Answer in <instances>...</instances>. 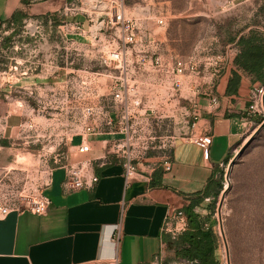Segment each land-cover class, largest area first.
Returning a JSON list of instances; mask_svg holds the SVG:
<instances>
[{"label": "crops", "instance_id": "crops-1", "mask_svg": "<svg viewBox=\"0 0 264 264\" xmlns=\"http://www.w3.org/2000/svg\"><path fill=\"white\" fill-rule=\"evenodd\" d=\"M112 2L0 0V29L6 27L16 13L19 14L18 23L42 19L48 28L50 17L46 19V16L64 17L53 29L60 33L66 53L65 57H57L56 49L60 47L49 40L50 36L45 38L41 48L48 45L56 48L51 54L57 58L56 63H48L51 57H47L48 64L41 71L18 77L16 86L21 95L17 96L19 105L15 110L0 105V176L19 167L17 158L23 154L22 147L31 137L51 138L68 133L69 140L66 161L49 173L45 192L51 204L47 213L36 215L13 210L0 218V264H106L116 256L120 264H168V253L172 252L168 239L172 235L164 231L166 216L176 209L185 210L191 195L205 190L210 178L226 163L227 157L243 141L249 126L256 120L257 116L248 112L252 92L262 85L261 82H254L250 75L239 71L242 80L238 92L226 94L232 71L236 69L234 57L220 74L214 89L204 91L200 81L189 84L192 96L194 85L199 87V94L192 98L194 111L199 112V117L194 126L175 138L168 159L171 168L165 169L166 159L157 162L155 155L151 154L146 160H136L137 172L126 183L123 160L116 154L117 143L123 135L109 128L86 135L80 128L70 135L67 127L71 122L66 118L74 93L81 97L88 86L96 87L103 98V106H113L111 98L100 93L103 88L97 89L102 87L103 78L95 81L82 68H73L69 60L74 49L88 55L89 51L99 53L105 52L109 46L118 47L119 29L112 27L114 41L109 39L107 32L110 28L106 24L107 14H110ZM124 9L128 10L125 5ZM78 23L82 25L81 29H77ZM10 25L13 27L14 22ZM184 90L178 91L181 96ZM140 102L134 104L138 113ZM57 110L63 120H57ZM147 110L155 112L149 107ZM84 135L91 149L80 153L78 145ZM206 135L212 137L208 157L196 142ZM72 166H83L88 176L96 175L99 180L83 189L67 190L64 179ZM158 170L162 173L155 175ZM154 178L156 185L152 183ZM208 201L211 198H206L196 208L202 215L208 213L200 210ZM118 225L121 239L116 245L112 238ZM217 253L219 257V251ZM172 257L179 260L177 264H194Z\"/></svg>", "mask_w": 264, "mask_h": 264}, {"label": "rangeland", "instance_id": "rangeland-1", "mask_svg": "<svg viewBox=\"0 0 264 264\" xmlns=\"http://www.w3.org/2000/svg\"><path fill=\"white\" fill-rule=\"evenodd\" d=\"M121 2L128 8L125 11L127 15L144 21L146 36L143 48L148 50L149 56L161 54L167 64L173 63L176 56L186 61L194 58L199 63V81L206 92L214 89L224 68L238 54L239 37L252 30L264 33V0ZM159 18H164V24L158 23ZM63 19L58 17L56 20L61 24L60 20ZM23 28L24 24L13 35L8 47L3 42L0 46V105H8L10 110L18 107L16 100L21 95L16 86L21 68L14 69L16 60L25 59L28 67L38 60L46 62L47 57H51L56 49L49 45L41 48V42L49 36V40L60 47L56 51L66 55L60 33L48 27L45 28L44 38L39 40L38 51L34 52L31 47L34 42L28 47L17 49L18 44L32 40L20 37ZM107 29L109 39L114 41L111 38L114 35L112 28ZM12 33L4 35L2 31L0 35L8 37ZM73 51L81 53L69 56L73 68H82L95 81L103 78V84L99 80L102 87L97 89L103 88L99 90L100 93L110 99L116 79L109 74H117L114 66L110 61L105 62L100 58L96 51H89L88 55H83L81 50ZM137 59L135 50L129 66V78L139 90L141 106L138 107L139 113L136 112L133 123L134 139L131 148L137 160H146L151 154L155 155L157 162L168 160L175 138L183 135L194 120L193 96L188 90L192 79L186 78L181 96L174 90L171 72L140 66ZM81 100L82 97L75 92L72 107L67 110L66 118L71 122L67 127L69 134L80 129ZM146 107L155 109V112L145 111ZM260 107L262 110L256 114L255 122L249 126L243 141L235 147L232 158L224 166L223 191L215 201V227L221 228L226 236L229 264H264V95ZM58 113L59 110L56 111ZM56 117L57 120L64 119L59 114ZM67 136L68 133L51 138L31 137L22 147L23 154L17 158L19 167L0 176V199L25 197L37 190H44L51 169L66 161L69 143ZM209 203L205 202L200 210L208 212ZM172 255L173 251L168 253V264H177L179 260L173 259ZM220 257L222 264H225L224 250Z\"/></svg>", "mask_w": 264, "mask_h": 264}, {"label": "built area", "instance_id": "built-area-1", "mask_svg": "<svg viewBox=\"0 0 264 264\" xmlns=\"http://www.w3.org/2000/svg\"><path fill=\"white\" fill-rule=\"evenodd\" d=\"M110 14L108 22L106 24L112 28L116 27L119 29L117 48L108 47L105 52H99V57L105 60V62L110 61V63L117 70L118 74L115 75V84L113 85L111 91V101H113V106L110 108L108 106H103V98L97 93L92 87H85L82 92V100L80 102L81 107V118L78 125L80 126L82 132L86 134L100 132L103 128H109L112 132L120 133L123 135V139L117 143L116 154L119 155L123 160V166L125 170L126 183H129L131 179L135 176L136 169V156L131 148L134 139L133 123L136 118V111L134 110V104H139L140 93L136 86L131 83L129 78V66L132 64V57L134 56V51L138 54L137 62L140 66H145L149 68H158V70L163 69L171 72L173 87L176 91H181L185 87V80L187 77L192 79V83H198V77L200 74L199 63L192 58L190 61H186L180 56L174 58L173 63L166 64L162 58L161 54H153L149 56L148 50L143 48L145 43V23L138 17H133L127 15L124 9V5L121 0H113L112 6L110 8ZM49 28L53 29L54 22L52 18L47 21ZM164 18H159L158 23L164 24ZM47 25L42 19H28L24 22L23 31L20 37L31 38V42H22L18 44L16 48L28 47L34 42L31 47L35 51H38L39 43L41 39L44 38V32ZM4 35L10 34L14 31V28L6 29L2 27ZM82 25L77 24V29H81ZM3 37L0 35V46L2 44ZM77 51V49H75ZM81 54V53H80ZM79 55V54H78ZM59 57V52L56 53ZM62 57L64 55H61ZM57 58L51 57L48 63L55 64ZM26 60L20 59L16 60L15 70L21 68V75H28L30 73H35L41 71L46 62L40 60L33 62L32 66H26ZM12 70V68H10ZM18 79V78H17ZM193 94L197 96L199 94L198 85H194L191 89ZM193 95V96H194ZM264 95V86L256 87L251 95L252 104L250 105L249 115H256L261 112L260 102L262 105ZM213 101L216 102V98L213 97ZM22 106V105H21ZM108 107V108H107ZM113 108V109H112ZM263 108V107H262ZM194 120L192 126H194L198 120L199 112L194 111ZM71 135V134H70ZM82 142L78 145V151L80 153H85L90 151V145L85 136ZM204 150L205 157H208L210 151V145L212 143L211 136H203L198 141H196ZM171 168V163L169 160L165 162V169L169 170ZM99 180L96 175L87 174L83 166H72L68 170V174L64 179V185L67 190H78L94 185ZM49 181V180H48ZM49 182L46 183V186ZM51 204V199L44 190H37L25 197H19L15 199H0V218L7 216L11 211H28L36 215H44L47 213L49 206ZM188 228L187 216L183 209H176L173 213H169L165 218L164 231L170 233L173 238H175L179 233ZM117 233L112 238V241L116 245L121 239L120 225L116 229ZM219 235V257L222 255V250L225 252L226 260L225 264H229L228 258V242L225 234L221 228L216 229ZM221 258V257H220ZM220 264H222L221 259ZM106 264H120L118 256L111 259ZM158 264H160L158 262Z\"/></svg>", "mask_w": 264, "mask_h": 264}, {"label": "trees", "instance_id": "trees-1", "mask_svg": "<svg viewBox=\"0 0 264 264\" xmlns=\"http://www.w3.org/2000/svg\"><path fill=\"white\" fill-rule=\"evenodd\" d=\"M52 18L55 24H59L56 20L57 15L46 16ZM19 20V14H14L13 18L8 21L6 29L14 28L12 35L3 37V43L6 47L11 43L13 35L22 29L24 23L16 22ZM14 22L13 27L10 25ZM0 30H3L1 27ZM234 40V39H233ZM240 48L234 59L236 69L232 71L229 79L226 94H235L239 90L242 80V74L247 73L253 81H259L264 85V33L252 30L247 35H241L237 40ZM6 144V141H4ZM232 158V154L226 159V163L220 167L216 175L212 176L208 181L205 190L194 193L190 197V204L185 208L184 212L188 217V228L179 233L175 238L172 236L168 239L169 246L173 251L174 258H183L194 264H220L218 257L219 235L215 230L216 221L214 219L215 201L223 191L224 185V166L227 165ZM162 173L161 170L156 171L155 175ZM156 185L155 178L152 181ZM206 198H211L208 204V213L202 215L196 210Z\"/></svg>", "mask_w": 264, "mask_h": 264}, {"label": "water", "instance_id": "water-1", "mask_svg": "<svg viewBox=\"0 0 264 264\" xmlns=\"http://www.w3.org/2000/svg\"><path fill=\"white\" fill-rule=\"evenodd\" d=\"M262 127H264V122H263V124H262Z\"/></svg>", "mask_w": 264, "mask_h": 264}]
</instances>
